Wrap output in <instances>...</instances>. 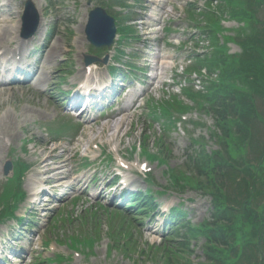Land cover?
I'll return each mask as SVG.
<instances>
[{
	"label": "rangeland",
	"instance_id": "rangeland-1",
	"mask_svg": "<svg viewBox=\"0 0 264 264\" xmlns=\"http://www.w3.org/2000/svg\"><path fill=\"white\" fill-rule=\"evenodd\" d=\"M24 1L25 0H12V5H16L19 8V13L23 10ZM31 1L37 7H41V10H45L47 16L46 20L48 25H51L49 30L50 35L52 36L51 42L55 44V48L62 50L56 60V65L62 69V71H58V73L60 72V75L63 73V77L68 76V80H73L79 73L80 68L84 67V56L89 52L95 53L86 42L84 29L82 34L78 33L77 29L80 26V22L84 18V15L88 17V13L91 9L101 5V0H90V6L89 0H49L48 2H46V0ZM122 1L128 5H135L133 0ZM143 1L144 2L139 0V4H137L135 8L137 9L139 5L144 7L146 5V0ZM51 5L54 7L53 9L50 8ZM149 6L151 5L149 4ZM113 11L126 15L128 8L116 4ZM131 11V17L129 15L126 16V20H128L129 17L131 19L129 18V20L124 23L125 25L130 26L132 24L130 20L135 18L134 10ZM87 17L84 22V28L87 22ZM259 18L264 20V7L259 10ZM17 20L18 15L16 17V21ZM177 25L181 24H176V26ZM80 35L83 39L82 44H84L82 49H80V45L77 44V39ZM185 35L190 36L191 33ZM135 44L136 41L125 43L124 50L127 57H120L122 63L128 61L130 64L131 60L128 59V55L131 54L129 58L134 61L133 63L142 64V61L137 60V55L140 53H138L137 50H140L141 53L145 50L137 49ZM0 46L3 47V45ZM190 46L191 45H187L183 50H174L171 52L169 48H165V50L162 51V57L170 53L175 57L179 56L183 60L193 51ZM109 54L114 55L112 52ZM142 55L145 57L143 53ZM115 57H117V55H115ZM152 64L153 59H150L149 65L152 66ZM66 68H68L69 71L65 70ZM235 69L239 71L240 75L234 77V82L243 90L249 91L250 88L242 74L250 70V65H236ZM101 71L106 78V70L101 67ZM166 73L167 75H170V72L166 71ZM57 75L58 74L56 73L53 74L54 78L58 79ZM139 76L141 77V75ZM180 79L175 81L179 83ZM56 83L58 84V81H56ZM188 85L189 84L187 83H183V86ZM164 90L165 92L163 94L157 92L150 94L149 98L145 97L142 109L134 113L133 116L127 118L123 130L120 133H116L113 127L118 124H113V120L103 122L102 124L92 123V128H88V126L85 127L76 119H71L69 115H64L63 110L58 107L56 100L41 95L33 88H30V85L10 86L4 95H0V129L4 130L0 133V139L3 141V145H0V213L4 212V205L1 198L7 191H9L6 187L3 192L6 180L2 175V167L7 159L11 158L15 163L17 161L23 162L32 169L28 174L31 177H24L23 181V187L27 194V199L19 206V210L15 211V214L17 213V216H20L28 214L25 209L28 204V195L33 188L31 183L36 184V181L39 180V177H32L33 175L31 174L34 173V168L37 166L41 157L47 158L50 156L52 161L56 162L54 159L57 157L59 158L62 155L63 149H74V152L71 155L64 154L65 159L73 157L72 164L67 168V171H81L84 169L80 167V164L82 163L80 153L85 151L86 147L92 144H99L104 148V159L112 150L119 148L125 158L132 161H136L140 158V160L143 161L144 158L142 156L139 157L137 154L131 155L129 152L131 148L135 147L140 142H144L146 136H149L145 145L147 149L153 153H158L154 138L161 137L163 139V152H166L167 149L171 152V154H168L169 159L167 160V164L158 166L157 163H151L153 169L151 173V177L154 181L153 186L147 182L144 183V178H137L132 175L129 177L138 179L137 183L140 189L146 190L150 187L154 191L165 190L166 194L158 197V202L166 206L180 207L183 209V211L186 212V221H190L193 226H198L205 220H211V215L213 213L211 198L198 190L192 189L188 185L185 190L178 191V187L170 186L171 183L166 171L169 167L176 170L180 169L179 171L184 173L189 171L186 164V157L187 151L191 150L189 148L192 143V138H203L204 144L210 152L214 149H218V146L214 143V137L210 134L212 131H216L214 128V122L211 117L206 115L203 111L198 112L194 110L186 116V121L184 123L175 122L170 130L166 131V128L162 124L159 125L152 118L151 112L155 106H158L159 103L162 104L163 102L169 101L175 94H177V97L181 100H184L183 105L194 106L195 103L187 99L184 93L179 89L173 90L168 87ZM256 102H259V99H256ZM44 110H47L50 114L52 113L54 117L62 115L64 118L60 117L59 122L63 123L65 121L63 124H66L69 121V123L79 128L80 131L78 134L81 136L72 142L75 145L77 144L74 148H71L73 145L69 141H61L60 144L49 145V138L52 139V137L42 132L38 122L43 121V125L45 124L49 129L56 127L57 124L52 122L49 116H45L43 113ZM176 117L178 116L176 115ZM259 119L262 120L261 124L264 126V117L262 116L258 118V120ZM195 121L202 124L204 123L206 126H195L191 123ZM8 122L11 124L9 125ZM106 125L109 126L104 128ZM9 126L11 127L10 129H8ZM207 126L211 128L208 129ZM261 127L262 126H259L257 122L254 124V130L256 131L255 136L259 137L258 139L264 137L262 136L264 128ZM232 130L235 132V127L232 128ZM72 135L73 132L71 131L67 136ZM70 139L71 137L69 140ZM233 141L234 145L231 149V156L234 160H237L242 156L249 164L258 165L261 162L262 155H260L257 146H240L237 134L233 135ZM25 144L28 145L27 155H24L21 150ZM54 149L57 150L54 151ZM116 157L117 156L114 155L113 158ZM103 164L107 165V163H102L100 165L98 163L95 167H91V169H96L97 173L92 171L89 174L86 172H81V174H79V176L86 175L87 182L88 180H91L92 175H96V182H88V185H90L88 194H93L94 187H97V191H99L109 182L101 179V177H108L110 175L109 172L111 169L115 168L116 165L109 163L108 166H105ZM259 176L261 177V182L258 184L257 191L259 188L264 190V163L259 166ZM40 179L43 178L40 177ZM84 188L85 186H83V189ZM33 189H35V187ZM117 190V193H115L114 190L109 191L107 194L104 193L101 197L102 199L96 200L76 193L79 191L73 193L67 191V194L63 196L62 202H56L54 206L50 207L51 211L45 212V218L35 216L36 218H34V221L36 222V225H38L35 228L29 229H34L33 231L36 233V235L33 236L36 243V249L25 260L28 261L26 263L22 262V264H35L36 262L43 261L47 258L57 257V255L67 259V261L60 264H167L168 262H171V264H191V262L192 264H207V257L203 252L205 244L204 238L200 237L192 239L190 243L192 245L191 249L193 253H188L185 247L177 245L182 239L180 236L170 237L171 231L169 232V229L162 231L166 217H164L157 226L155 224L151 226L150 222L154 219V215L147 219L142 218L141 214H139V222L142 224H136L134 220L135 218L129 213L114 210H122L114 207L117 203H112V205L109 203L111 201L117 202L113 200V198L119 196L121 191L120 187H118ZM225 190V193L229 195L231 194L232 197L226 201L227 204L235 203V201H250L249 208L252 211H261L264 206L263 193L257 195L255 198H251L245 189L243 190V193H231L234 189H231V187L226 185ZM61 194L62 193H60V195ZM4 204L7 205V202ZM107 204H110V206ZM100 206L114 209H108L106 211L105 209H101ZM39 214L41 215V213ZM260 217L262 225H264L262 214ZM155 221H157V219ZM13 222V220L9 219L0 225V236L5 233L6 230H9ZM23 224V226L26 225V223ZM155 230L160 232H156ZM178 230L180 231V235L185 234L183 228H179ZM9 232L11 235L12 232L10 230ZM262 235L263 237L257 240L262 247L264 255V234ZM89 237L96 240L93 248L94 254L89 255V258L81 256L75 257L73 251L68 249L70 241L73 240V238H78V240L83 241L84 238L89 239ZM255 242V239L252 238L249 241V244H254ZM46 243H48L47 246L45 245ZM86 244L88 248H91L88 241L84 243V247H86ZM164 246H168L169 248ZM24 248L27 250L28 246H24ZM79 249V252H81L82 248ZM167 249L173 252L172 261L169 260L171 253L168 252ZM84 251L85 253L89 252L87 248L84 249ZM77 261L80 263H77Z\"/></svg>",
	"mask_w": 264,
	"mask_h": 264
},
{
	"label": "trees",
	"instance_id": "trees-1",
	"mask_svg": "<svg viewBox=\"0 0 264 264\" xmlns=\"http://www.w3.org/2000/svg\"><path fill=\"white\" fill-rule=\"evenodd\" d=\"M223 131L225 136H229L228 129L225 125H223ZM210 157H203L202 173L207 175L212 174L210 176L212 177L214 174L219 173L221 161L217 164L214 161V155ZM209 164H212L213 168L211 170H204V167ZM226 200L227 196L224 194L219 193L214 195V203L220 206V212L223 214L222 216L228 218V220L223 219L227 220V224H220L216 229H209L207 231L193 230V232L198 235L206 236L210 243V247H208V256L212 264H263V250L257 239L258 233L262 232L264 225L256 221V212L252 210L248 211V204L243 206L241 212L234 214L232 210L225 209ZM223 220L219 219V222ZM252 238H254L256 242L254 244H249ZM169 260H173V253L170 254ZM167 264H171V262Z\"/></svg>",
	"mask_w": 264,
	"mask_h": 264
},
{
	"label": "bare ground",
	"instance_id": "bare-ground-1",
	"mask_svg": "<svg viewBox=\"0 0 264 264\" xmlns=\"http://www.w3.org/2000/svg\"><path fill=\"white\" fill-rule=\"evenodd\" d=\"M159 1V0H157ZM11 4L8 3L4 6H2L0 9L2 10V13L4 16H7L5 20H0V45L1 44H5L7 42V40L9 38L13 39V42H15L17 40L16 37V33L17 30L19 29L18 26H15L14 21H13V14L11 13ZM41 28H42V24H41ZM40 28V29H41ZM82 26L80 25L77 29L78 33L81 32ZM41 30H39L38 35H40ZM36 39V37H35ZM22 45H20L16 48V50L21 49ZM15 50V51H16ZM14 51V52H15ZM61 53L60 49H55V48H51V47H46L45 51H44V62L41 63V65L36 69V71L34 72V75L36 76L39 73V70H41L43 68V66L45 64H49L51 62H53L56 57ZM162 63L165 65L166 63H164L162 61ZM169 64V63H167ZM4 94L3 92H0V95ZM126 123L125 120V116H123L121 119L116 121V125L115 126V131L117 133H120L123 128L124 125ZM11 127L9 126L8 129H10ZM4 130L0 129V133L3 132ZM3 143V141L0 139V145ZM3 145V144H2ZM1 145V146H2ZM73 152V149H69L65 151V154L70 155ZM41 164L43 165V169H44V173L47 175L53 174L55 172H57V168H52L49 166L48 163H45V161H42ZM50 180V178L47 180V182ZM64 181V178H60L58 183L61 184ZM57 187V185H56Z\"/></svg>",
	"mask_w": 264,
	"mask_h": 264
},
{
	"label": "water",
	"instance_id": "water-1",
	"mask_svg": "<svg viewBox=\"0 0 264 264\" xmlns=\"http://www.w3.org/2000/svg\"><path fill=\"white\" fill-rule=\"evenodd\" d=\"M105 21H107L110 26V31L105 36V39L109 41L108 43L111 42L114 36L113 23L109 18L104 17L103 13L100 10H97L91 14V19L87 27V34L90 40H91V37L94 40H97L98 36L100 35V28Z\"/></svg>",
	"mask_w": 264,
	"mask_h": 264
}]
</instances>
